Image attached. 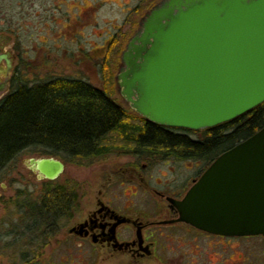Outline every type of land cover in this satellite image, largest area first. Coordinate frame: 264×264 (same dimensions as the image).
<instances>
[{
	"label": "water",
	"instance_id": "1",
	"mask_svg": "<svg viewBox=\"0 0 264 264\" xmlns=\"http://www.w3.org/2000/svg\"><path fill=\"white\" fill-rule=\"evenodd\" d=\"M123 62L122 94L146 121L191 131L230 122L264 104V0H166ZM27 166L48 181L65 170L55 157ZM173 202L179 221L203 231L264 236V127L219 155Z\"/></svg>",
	"mask_w": 264,
	"mask_h": 264
},
{
	"label": "trees",
	"instance_id": "2",
	"mask_svg": "<svg viewBox=\"0 0 264 264\" xmlns=\"http://www.w3.org/2000/svg\"><path fill=\"white\" fill-rule=\"evenodd\" d=\"M263 127L264 104L217 127L191 131L146 121L120 105L106 88L84 78L25 81L15 84L0 101V173L27 150L64 163L123 149L144 157L202 159L209 165ZM81 190L72 180H46L35 197L19 190L22 236L30 246L47 244L75 217L82 203Z\"/></svg>",
	"mask_w": 264,
	"mask_h": 264
},
{
	"label": "flooded vegetation",
	"instance_id": "3",
	"mask_svg": "<svg viewBox=\"0 0 264 264\" xmlns=\"http://www.w3.org/2000/svg\"><path fill=\"white\" fill-rule=\"evenodd\" d=\"M164 1L131 0L128 3L134 6L129 11L132 10L135 20L124 34L128 39L116 77L121 101H116L136 115L138 113L122 94L120 86V75L127 68L123 56L131 41L142 31L144 20ZM91 2L81 0L78 4L88 6ZM27 4L28 0H0V12H4L0 18V54L5 56L0 61V101L15 84L25 82L22 64L27 51L19 40L20 28L16 23L19 21L14 11L24 15ZM42 9L44 12L50 10L46 6ZM71 10L66 13L72 17ZM36 14L39 16L41 13L38 11ZM121 28L119 26L116 30ZM61 33L57 31L56 34ZM127 154L131 156L130 160L113 173L118 178L132 179L138 184V190L135 188L130 195L123 191L122 196L108 189L101 191L92 208L69 224L68 240L79 249L77 257L70 254L66 261L72 263L78 258L85 260L86 264H264V236L212 234L178 220L180 214L173 201H182L215 160L207 165L202 159L144 157L138 151ZM157 166L164 167L166 173L160 176L158 172L153 174ZM137 195L138 202L134 199ZM257 239L261 240L260 253L252 242Z\"/></svg>",
	"mask_w": 264,
	"mask_h": 264
},
{
	"label": "rangeland",
	"instance_id": "4",
	"mask_svg": "<svg viewBox=\"0 0 264 264\" xmlns=\"http://www.w3.org/2000/svg\"><path fill=\"white\" fill-rule=\"evenodd\" d=\"M104 1L92 0V4L83 6L78 4L81 0H28L24 15L15 10L19 21L16 23L20 28L19 40L27 51L23 56V80L32 84L59 76L84 78L95 86L106 88L113 98L121 101L116 77L128 39L124 34L135 20L132 10L129 11L134 6L128 4L131 0ZM43 6L50 10L44 12ZM70 10L72 17L66 13ZM38 11L41 13L39 16L36 14ZM3 13L0 12V18L4 16ZM119 26L122 30H116ZM57 31H62L61 35H57ZM113 33L116 36L113 37ZM130 157L122 149L102 157L65 163V170L57 180L76 181L82 187L81 207L72 220L91 209L99 193L105 189L115 191L120 196L124 195L123 191L130 195L135 188L138 190V184L132 179L118 178L113 173ZM31 158L42 157L30 150L24 151L0 173V264H86L85 260L78 258L72 263L66 261L70 254L78 256L79 247L67 237L72 220L67 221L42 246H30L28 239L22 236L24 214L17 205L16 196L19 190H23L25 194L35 197L41 193L46 181L40 180L37 173L28 168L27 163ZM163 168L157 166L152 173L158 172L160 176L166 173ZM107 185L108 188H104ZM134 199L138 202V195ZM257 240L252 242L260 253L261 240Z\"/></svg>",
	"mask_w": 264,
	"mask_h": 264
}]
</instances>
